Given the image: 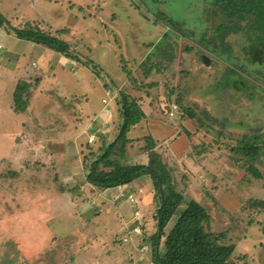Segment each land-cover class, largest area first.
I'll return each mask as SVG.
<instances>
[{"label": "rangeland", "instance_id": "374dc122", "mask_svg": "<svg viewBox=\"0 0 264 264\" xmlns=\"http://www.w3.org/2000/svg\"><path fill=\"white\" fill-rule=\"evenodd\" d=\"M259 6L243 8L254 24ZM0 13L11 27L67 28L59 37L78 56L0 26V264H153L152 179L113 188L118 196L105 203L106 194H94L81 175L86 136L97 131L90 145L109 131L115 137L120 92L144 115L127 132V163L147 162L150 137L183 192L180 209L200 203L210 215L206 228L225 233L238 264H264V206L251 207L264 202V161L253 163L262 175L255 179L237 149L244 137L264 140V83L238 68L264 72V55L248 59L241 32L222 37L218 28L236 25L235 17L208 0H0ZM230 70L237 74L226 86ZM27 77L36 97L24 113L14 112L12 91ZM176 217L159 249L174 239Z\"/></svg>", "mask_w": 264, "mask_h": 264}, {"label": "trees", "instance_id": "16d2710c", "mask_svg": "<svg viewBox=\"0 0 264 264\" xmlns=\"http://www.w3.org/2000/svg\"><path fill=\"white\" fill-rule=\"evenodd\" d=\"M211 1L223 12L226 11L227 15L237 16L240 19H245L243 17L244 5L258 9L259 2H264V0ZM257 14L264 17L263 10L262 13L257 12ZM0 26H5L9 33H13L18 38L41 43L63 56L78 59L65 38H62L68 33L67 28L49 32L31 23H26L20 28L11 27L1 13ZM59 35L62 36L59 37ZM87 64L93 70L99 69L98 65L92 61H88ZM30 86L31 84L25 80L16 83L12 92L14 112L22 113L27 110L31 97ZM118 104L121 119L117 125L115 137L110 141L96 142V145L87 144L90 149L88 148L89 152L84 153L83 159L86 182L99 190H105L129 184L141 176H149L152 179L157 197V208L153 215L155 231L149 238L153 264H238L234 258L233 244L224 242L225 233H214L206 228L205 223L210 219V215L203 205L196 202L192 209H180L185 202L183 192L176 188L165 156L154 150L155 144L150 137L147 138L150 144L144 149L148 151L146 153L147 162L127 163L126 145L131 142L127 137V132L144 115L136 99L128 94L120 92ZM190 117H193V114H190ZM260 138L259 135L244 137L237 143L238 151L246 157L249 163L246 170L255 179H260L262 175L253 163L259 160L264 161V140L261 141ZM108 168L112 169L111 173H104ZM260 206H264L263 201L251 203V207ZM174 215L177 216L173 228L175 237L159 249L163 230Z\"/></svg>", "mask_w": 264, "mask_h": 264}, {"label": "flooded vegetation", "instance_id": "af4514ba", "mask_svg": "<svg viewBox=\"0 0 264 264\" xmlns=\"http://www.w3.org/2000/svg\"><path fill=\"white\" fill-rule=\"evenodd\" d=\"M208 1L212 3L211 0ZM232 17H235V20L234 22L233 21L231 22H233L236 25L234 26L221 25V27L218 28L223 32L222 37L226 36L227 34H235L241 32L242 35H244L247 40L246 41L247 45L250 44L248 46L249 52L246 53L248 55V59H255V60L261 59L260 57L264 55L263 54L264 53V17L260 16V14L255 15L254 17L260 20V22L256 24H254L255 21L250 17L243 16L245 19H240L237 16H232ZM254 25H257V28H254ZM247 36H249L251 40H248ZM203 60L205 64L209 63L208 58L204 55H203ZM238 68L241 73H247L250 74V76L257 78V80L260 81V84L264 83V72L262 70H257L256 72H252L250 68H247L244 65H240L238 66ZM230 71L232 74L226 75L222 79V83H224L226 86L229 81L232 82L233 80L231 75L237 74L235 70H230ZM238 76L241 77L240 74H238ZM233 82L237 87L243 86L242 82L239 81L236 82V80H234Z\"/></svg>", "mask_w": 264, "mask_h": 264}, {"label": "crops", "instance_id": "0c3cea01", "mask_svg": "<svg viewBox=\"0 0 264 264\" xmlns=\"http://www.w3.org/2000/svg\"><path fill=\"white\" fill-rule=\"evenodd\" d=\"M20 80H25V81H27V82H29L30 83V80L28 79V77L27 78H24V79H20ZM35 88H36V83H34V85L32 84L31 86H30V93H31V97L34 95L35 97H36V91H35ZM40 91V90H39ZM13 92V91H12ZM31 97H30V100H31ZM32 99H33V97H32ZM104 100H102V103H104L103 102ZM29 106H30V101H29ZM30 108V107H29ZM24 113V112H23ZM110 132V131H109ZM109 132L108 133H106V134H103L102 136H98L100 139L97 141V143H99V142H102V141H110V139H108V138H110L111 137V133L109 134ZM97 133V131H92L91 132V134H94V136H95V134ZM103 133V132H102ZM100 135V134H99ZM128 135V134H127ZM90 137V134H88V137L86 136V141L88 140V138ZM129 138V137H128ZM133 138H135V137H133ZM97 139V136L95 137V139H94V141ZM93 143V142H92ZM87 144H89L88 142H87ZM91 144V143H90ZM81 175H84V177H85V174H84V172H83V170H82V172H81ZM86 185H90L89 183H87V182H84ZM132 183V182H131ZM131 183H129V184H126V185H122V186H117V187H112V188H108V189H105V190H99V189H97V188H95V187H93L92 185H90V190H92V192L94 193V194H96L97 192L98 193H100V194H106V196H104L103 197V200L105 201V203L106 202H111V201H114L115 200V198L118 196V193L117 194H110V190H112L113 188L115 189L116 188V191L118 190V189H120V188H123V187H125V186H127V187H131ZM140 190V189H139ZM115 191V190H114ZM141 191V190H140ZM122 196V195H121ZM126 198H127V196H126ZM154 215V214H153ZM128 224H129V228H132L133 226H135V224H132L131 223V220L130 219H128ZM122 223H121V225H120V229L122 230L123 228H122ZM154 225H155V223H154Z\"/></svg>", "mask_w": 264, "mask_h": 264}, {"label": "built area", "instance_id": "2783aa9c", "mask_svg": "<svg viewBox=\"0 0 264 264\" xmlns=\"http://www.w3.org/2000/svg\"><path fill=\"white\" fill-rule=\"evenodd\" d=\"M87 141H88V143H92V142L94 141V134H91ZM127 200H128V202L130 203L131 207L135 208L134 206H135V202H136V200H135V197H134V195H133L132 193H129V194L127 195ZM133 217H134V220L137 221V222L140 221V219H141L140 212H139V210L136 209V208H135L134 211H133ZM133 231H134L136 234H141V233H142V230H141V227H140V224H139V223L136 224V225L133 227ZM125 240H126V239H124V241H125Z\"/></svg>", "mask_w": 264, "mask_h": 264}]
</instances>
